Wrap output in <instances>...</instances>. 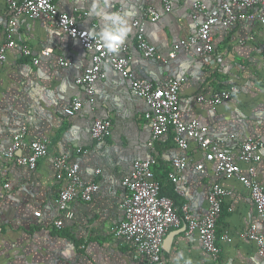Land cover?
<instances>
[{
    "label": "crops",
    "instance_id": "crops-1",
    "mask_svg": "<svg viewBox=\"0 0 264 264\" xmlns=\"http://www.w3.org/2000/svg\"><path fill=\"white\" fill-rule=\"evenodd\" d=\"M171 1L173 9L166 12L162 0H111V11L122 8L129 15L130 31L122 44L132 47L136 46L134 21L142 19L150 6L161 14L157 22L145 24V32L162 59H147L135 51L131 69L137 78L149 81L186 78L180 95L183 119L206 127L209 137L223 141V147L238 161L244 141H264V27L256 19L226 29L217 27L211 55L179 50L172 58L174 45L195 34L198 23L205 20L197 13L195 3L202 1L213 12L230 0ZM55 3L61 11L76 15L88 12L92 0ZM261 9L264 5L248 12L256 14ZM11 18L6 0H0V47L7 39ZM82 23L85 27L96 24L95 31L101 26V21L92 16ZM14 39L35 54L45 48H52L53 54L43 57L38 66L18 48L8 51L5 62L0 60V264H146L131 244L115 239L111 229L123 218L119 209L125 193L123 177L135 161L150 157L158 161L155 173L163 183V194L174 199L180 215L186 204L195 218L205 217L210 189L217 182L230 191L217 228L219 259L215 261L204 250L198 236L186 235L187 225L182 221L165 237L172 235V240L168 249L163 242L161 264H183L177 259L181 253L192 264H264L257 244L247 236L253 226L264 235V216L258 214L249 190L236 179L215 176L212 165L207 164V174L197 171L196 165L204 162V152L194 141H190L188 150L179 149L174 132L150 146L151 125L145 118L149 107L133 93L129 80L104 66L107 78L96 84L94 103L70 117L66 109L72 100L85 97L76 79L92 66L91 53L44 19L19 17ZM60 58L72 59L73 65L59 66ZM233 86H238L240 93L220 105L198 101L201 96L209 97ZM95 119L112 123L111 134L104 141L91 135ZM24 132L28 147L19 155L30 154L33 140L48 141L49 154L35 170L2 156L15 136ZM60 156H67L69 164L78 163L85 181L100 185L91 202L76 200L71 204L74 218L61 229L54 223L62 216L56 200L64 183L57 180L53 163ZM177 156L189 160L182 175L183 196L168 181ZM256 166L264 186V150ZM38 212L41 217H36Z\"/></svg>",
    "mask_w": 264,
    "mask_h": 264
},
{
    "label": "built area",
    "instance_id": "built-area-1",
    "mask_svg": "<svg viewBox=\"0 0 264 264\" xmlns=\"http://www.w3.org/2000/svg\"><path fill=\"white\" fill-rule=\"evenodd\" d=\"M12 18L6 29L7 39L0 47V60H7L10 49L18 48L25 57H29L35 66L41 63L43 57L53 54L52 48H45L34 53L26 45L20 46L14 39V30L18 18L25 16L30 20L44 19L51 25L59 28L70 38L79 41L84 49L92 55V66L76 79L77 85L83 87L85 97H76L66 109L70 117L83 111L86 104H93L96 95V84L107 78L104 66L117 71L124 79L130 81L133 93L144 100L149 107L145 118L151 125L150 146L169 132H174V141L179 149L186 151L190 148V141L196 142L204 152V162L196 165V170L207 174V164L212 165L213 174L224 179H236L246 187L251 195L260 216H264V186L258 179L256 164L262 160L264 141L260 138H250L240 145L238 161L235 155L223 147V141L213 139L208 135V129L198 121H185L181 111V89L186 78H170L165 80L149 81L135 76L131 66L135 59V51L147 59H162L158 49L146 37L145 24L157 22L161 18L160 12L153 6L147 7L142 19L134 21L136 29V46L120 44L114 52L109 53L97 39L92 38L89 32L96 30V24L89 27L83 25L88 12L76 15L61 11L55 0H6ZM164 10L171 12V0H162ZM264 0H230L223 3L213 12L208 10L202 1L195 3L197 13L203 14L205 20L198 23L197 32L175 44L170 56L174 58L179 50H194L198 55H211L214 51L213 31L217 27L230 28L241 21L256 19L264 27V9L258 13H249V10L260 8ZM117 11L123 12L122 8ZM197 19V16H195ZM61 67H71L72 59L60 58ZM264 66V64H263ZM240 93L238 86L219 91L209 97L201 96L199 102L217 106L230 100ZM112 123L109 120L95 119L91 128L94 140L104 141L110 136ZM24 133L15 136L11 146L4 150L2 156L16 162L17 165L35 170L39 161L49 154L46 139L33 140L29 155H19V152L28 147L24 140ZM56 178L64 186L59 192L56 204L61 217L55 221V226L63 228L66 222L73 220L74 213L71 204L80 200L91 202L99 191L100 185L93 181H85L80 174L78 163L69 164L67 156L54 158ZM158 161L154 157L137 160L133 168L122 180L124 196L119 206L123 214L120 223L112 227L111 233L117 240L131 244L136 253L146 260V264L162 263V246L168 232L173 227H179L184 221L187 225L186 235L198 236L204 250L216 261L221 249L217 245V228L223 213V204L230 191L219 182L213 184L208 195L209 211L203 218H195L189 211L188 205L182 207L180 215L172 198L162 196L161 183L155 173ZM172 170L168 173V181L175 186L178 195H185L182 175L189 166L186 157L177 156L173 159ZM243 166H246L244 169ZM100 173V171H97ZM41 217V213H35ZM248 238L257 244L259 254L264 259V235L259 233L257 226L248 232ZM224 239H228L225 237Z\"/></svg>",
    "mask_w": 264,
    "mask_h": 264
},
{
    "label": "clouds",
    "instance_id": "clouds-1",
    "mask_svg": "<svg viewBox=\"0 0 264 264\" xmlns=\"http://www.w3.org/2000/svg\"><path fill=\"white\" fill-rule=\"evenodd\" d=\"M111 0H92L88 15L96 17L101 21L99 31L92 30L89 35L98 40L109 53L114 52L122 44L130 31L129 15L125 12L111 11ZM178 261L183 264H192V260L184 259L181 253Z\"/></svg>",
    "mask_w": 264,
    "mask_h": 264
},
{
    "label": "water",
    "instance_id": "water-1",
    "mask_svg": "<svg viewBox=\"0 0 264 264\" xmlns=\"http://www.w3.org/2000/svg\"><path fill=\"white\" fill-rule=\"evenodd\" d=\"M171 240H172V235H169V236L167 237V239L165 240V243H164V248H165V249H168V247H169V245H170V243H171Z\"/></svg>",
    "mask_w": 264,
    "mask_h": 264
},
{
    "label": "trees",
    "instance_id": "trees-1",
    "mask_svg": "<svg viewBox=\"0 0 264 264\" xmlns=\"http://www.w3.org/2000/svg\"><path fill=\"white\" fill-rule=\"evenodd\" d=\"M161 195H162V196H165V195L163 194V191L161 192ZM172 199H173V198H172ZM173 200H174V199H173Z\"/></svg>",
    "mask_w": 264,
    "mask_h": 264
}]
</instances>
